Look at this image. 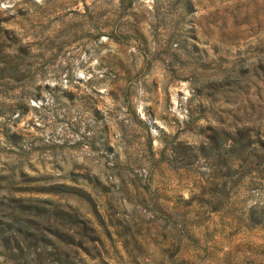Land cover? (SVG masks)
<instances>
[{"label": "rangeland", "instance_id": "1", "mask_svg": "<svg viewBox=\"0 0 264 264\" xmlns=\"http://www.w3.org/2000/svg\"><path fill=\"white\" fill-rule=\"evenodd\" d=\"M1 47L0 176L86 191L88 264H264V163L220 188L195 152L237 104L194 94L264 62V0H0Z\"/></svg>", "mask_w": 264, "mask_h": 264}, {"label": "trees", "instance_id": "2", "mask_svg": "<svg viewBox=\"0 0 264 264\" xmlns=\"http://www.w3.org/2000/svg\"><path fill=\"white\" fill-rule=\"evenodd\" d=\"M23 58L22 54L0 63V86L21 81L17 75L22 71L18 62ZM236 74L205 79L201 88L194 90L205 101L232 97V103L237 104L230 124L225 128L208 127L205 143L195 152V158L213 160V172L219 178L220 188H225L231 178L232 187L237 185L264 163V90L261 89L264 62L248 69L240 68ZM13 110L7 108V112ZM176 154L172 148L173 160ZM14 178V174L0 176V264H88L95 257L91 250L100 251L102 242L78 206L62 204V201L68 203V196L89 203L96 224L107 235L87 192L53 183L35 190L32 196H24V192L17 195L11 189ZM87 184L98 187L95 180L90 179Z\"/></svg>", "mask_w": 264, "mask_h": 264}]
</instances>
